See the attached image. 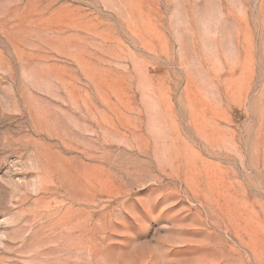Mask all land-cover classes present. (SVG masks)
I'll use <instances>...</instances> for the list:
<instances>
[{
	"label": "rangeland",
	"instance_id": "obj_1",
	"mask_svg": "<svg viewBox=\"0 0 264 264\" xmlns=\"http://www.w3.org/2000/svg\"><path fill=\"white\" fill-rule=\"evenodd\" d=\"M0 264H264V0H0Z\"/></svg>",
	"mask_w": 264,
	"mask_h": 264
}]
</instances>
